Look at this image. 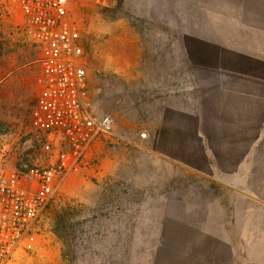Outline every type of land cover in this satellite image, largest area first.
Masks as SVG:
<instances>
[{"label":"rangeland","instance_id":"rangeland-1","mask_svg":"<svg viewBox=\"0 0 264 264\" xmlns=\"http://www.w3.org/2000/svg\"><path fill=\"white\" fill-rule=\"evenodd\" d=\"M145 3L151 0L81 3L74 10L85 49L90 109L114 118L115 137L95 144L80 168L62 182L44 233L37 239L40 248L20 264H183V259L160 254L162 225L169 220L167 198L183 188L177 184L170 192L163 184L146 186L138 171L136 148L150 137V123L142 110H151L153 92L151 72L143 73V65H176L172 88L178 115L192 99L191 90L178 77L183 74L178 66L187 62L180 33H219L228 38L239 31V17L249 20L262 9H246L243 14L231 5L237 0L221 5L212 1L219 5L206 8ZM22 20L19 10L7 11L0 2V166L9 169L48 160L37 123L40 51L19 31ZM107 166L112 171L108 177ZM61 214L67 216V226L59 235ZM238 262L264 264V259Z\"/></svg>","mask_w":264,"mask_h":264},{"label":"crops","instance_id":"crops-1","mask_svg":"<svg viewBox=\"0 0 264 264\" xmlns=\"http://www.w3.org/2000/svg\"><path fill=\"white\" fill-rule=\"evenodd\" d=\"M212 1L226 0L143 5H219ZM237 1L231 5L243 14L253 8L262 14L239 17V31L231 37L180 33L187 62L178 66L183 73L178 77L192 99L178 115L172 88L176 65H143V73L151 72L153 92L151 110H142L150 137L136 148L138 171L146 186L183 188L167 198L169 220L162 225L167 235L162 233L160 247L161 257L183 264L264 259V0ZM107 168L106 177L112 175Z\"/></svg>","mask_w":264,"mask_h":264},{"label":"built area","instance_id":"built-area-1","mask_svg":"<svg viewBox=\"0 0 264 264\" xmlns=\"http://www.w3.org/2000/svg\"><path fill=\"white\" fill-rule=\"evenodd\" d=\"M107 1L0 0L7 11H20L19 31L40 51L37 123L48 157L34 166H0V264L40 248L37 239L62 182L95 144L115 137L114 118L90 109L85 49L74 18L79 4Z\"/></svg>","mask_w":264,"mask_h":264},{"label":"trees","instance_id":"trees-1","mask_svg":"<svg viewBox=\"0 0 264 264\" xmlns=\"http://www.w3.org/2000/svg\"><path fill=\"white\" fill-rule=\"evenodd\" d=\"M58 217H59V220H58L57 232L60 235V231L62 229H66V226H67L66 225V223H67V216H65V215L62 216V214H61Z\"/></svg>","mask_w":264,"mask_h":264}]
</instances>
